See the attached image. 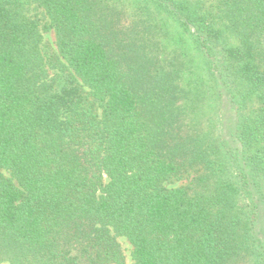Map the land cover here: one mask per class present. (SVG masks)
I'll use <instances>...</instances> for the list:
<instances>
[{
  "label": "trees",
  "instance_id": "obj_1",
  "mask_svg": "<svg viewBox=\"0 0 264 264\" xmlns=\"http://www.w3.org/2000/svg\"><path fill=\"white\" fill-rule=\"evenodd\" d=\"M144 1L202 53L208 128L188 125L180 74L144 50L116 2L0 0V264H125L119 236L134 264L256 252L264 0ZM31 2L71 69L58 83ZM189 172L191 183L166 185Z\"/></svg>",
  "mask_w": 264,
  "mask_h": 264
},
{
  "label": "rangeland",
  "instance_id": "obj_2",
  "mask_svg": "<svg viewBox=\"0 0 264 264\" xmlns=\"http://www.w3.org/2000/svg\"><path fill=\"white\" fill-rule=\"evenodd\" d=\"M117 4L121 13V22L125 27L132 28L137 36V42L144 50L157 56L159 66L166 71L180 74L177 79L181 94L184 97V108L188 112V125L191 118L199 127L208 128V120L212 117V107L206 99L205 83L209 85L208 76L204 68L202 53L196 48L190 35L183 31L180 25L156 8L154 3H145L144 0H112ZM210 5V2H208ZM29 15L36 17L41 25L42 41L41 50L46 60L49 79L56 83L62 81L71 71L66 60L60 55L56 33L50 26L49 18L42 6L36 2L28 4ZM231 44L236 43L232 38ZM205 94V95H204ZM210 94V93H208ZM192 124V126H193ZM194 173L189 172L183 177L175 178L166 183L167 186H180L191 183ZM261 215L254 223V238L256 252L250 256L237 259L236 264H264V203L261 204ZM125 264H134L132 244L124 236L118 237ZM4 262L3 264H7Z\"/></svg>",
  "mask_w": 264,
  "mask_h": 264
}]
</instances>
